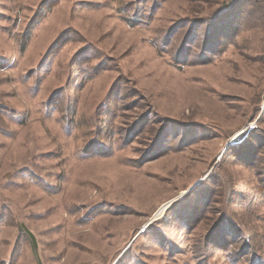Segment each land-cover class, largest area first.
I'll return each mask as SVG.
<instances>
[{
    "label": "rangeland",
    "instance_id": "1",
    "mask_svg": "<svg viewBox=\"0 0 264 264\" xmlns=\"http://www.w3.org/2000/svg\"><path fill=\"white\" fill-rule=\"evenodd\" d=\"M0 264H264V0H0Z\"/></svg>",
    "mask_w": 264,
    "mask_h": 264
},
{
    "label": "trees",
    "instance_id": "2",
    "mask_svg": "<svg viewBox=\"0 0 264 264\" xmlns=\"http://www.w3.org/2000/svg\"><path fill=\"white\" fill-rule=\"evenodd\" d=\"M221 15H223V14H220L217 18H218V19L221 18ZM231 19H233V24H232V25H233V26L236 25V27H237V23L235 22V18L233 17V18H231ZM215 22H216V21H215ZM224 22H225V21H224ZM224 22H223V23H224ZM223 23L220 24V22H217V23H214L213 26H216V27H217V26H221ZM225 23H226V22H225ZM210 42L213 43V45H214V46H213V49H214L215 52H216L217 50H219V48L222 49V47H221V45H222V41L217 40V39H214V40H213V39L211 38V39H210ZM223 49H224V48H223ZM223 49H222V50H223ZM208 61H210V59H209Z\"/></svg>",
    "mask_w": 264,
    "mask_h": 264
},
{
    "label": "bare ground",
    "instance_id": "3",
    "mask_svg": "<svg viewBox=\"0 0 264 264\" xmlns=\"http://www.w3.org/2000/svg\"><path fill=\"white\" fill-rule=\"evenodd\" d=\"M169 205L167 204H165V205H163L162 207H161V209H160V211L156 214V217H158L159 215H162L163 214V212L165 211V209H166V207H168ZM162 213V214H161Z\"/></svg>",
    "mask_w": 264,
    "mask_h": 264
}]
</instances>
